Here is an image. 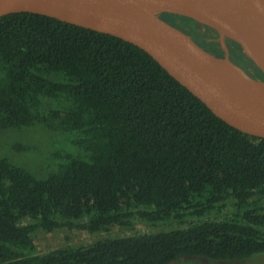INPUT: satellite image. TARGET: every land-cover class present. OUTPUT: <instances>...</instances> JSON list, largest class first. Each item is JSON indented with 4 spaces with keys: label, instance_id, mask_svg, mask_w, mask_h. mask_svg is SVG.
<instances>
[{
    "label": "trees",
    "instance_id": "1",
    "mask_svg": "<svg viewBox=\"0 0 264 264\" xmlns=\"http://www.w3.org/2000/svg\"><path fill=\"white\" fill-rule=\"evenodd\" d=\"M164 17L219 50L211 29ZM232 44L234 63L250 61ZM0 137V264L264 256V139L217 118L124 40L34 13L0 17ZM134 219L168 228L109 234ZM58 229L108 235L38 253L36 232Z\"/></svg>",
    "mask_w": 264,
    "mask_h": 264
},
{
    "label": "water",
    "instance_id": "2",
    "mask_svg": "<svg viewBox=\"0 0 264 264\" xmlns=\"http://www.w3.org/2000/svg\"><path fill=\"white\" fill-rule=\"evenodd\" d=\"M13 13L47 16L140 48L217 118L264 139V78L234 63L225 44L238 45L264 77V0H0V17ZM164 14L214 31L223 54L198 45Z\"/></svg>",
    "mask_w": 264,
    "mask_h": 264
},
{
    "label": "rangeland",
    "instance_id": "3",
    "mask_svg": "<svg viewBox=\"0 0 264 264\" xmlns=\"http://www.w3.org/2000/svg\"><path fill=\"white\" fill-rule=\"evenodd\" d=\"M188 34H196V30H193L187 26L182 27ZM199 32H205L207 34H210L214 36V34L210 31H206L205 28L201 25H197L195 27ZM215 43H219L218 37L214 39ZM231 44L233 50H236V46L232 44L230 41H225V44ZM219 52H222V46L219 43ZM231 50V51H233ZM230 54L232 57H230ZM228 57L235 61V56L230 52L228 54ZM253 63L251 60L244 59L240 65L242 68H244L247 72L250 74H254L257 76L256 72H254V68L252 66ZM10 137V136H9ZM13 140H19L21 139L20 135L13 134L12 137ZM4 137H0V145L5 144ZM264 203V199H263ZM29 221H24L23 224H28ZM168 227H163V226H152L148 224L147 222H144L140 219H134L131 223V226L128 227H114L110 231L111 236H130L134 234H143L147 232H154V231H160V230H166ZM108 234L106 233H95V234H89L85 231H66L64 229H58L54 230L52 232H46V231H37L36 232V246H37V252L38 253H43L52 249L56 248H61V247H66V246H77L81 244H89L93 241L100 240L103 237H106ZM264 256L260 255L258 258H252L248 259L245 261H240V262H209L207 260L201 259V258H187L183 259L182 263L183 264H264Z\"/></svg>",
    "mask_w": 264,
    "mask_h": 264
},
{
    "label": "flooded vegetation",
    "instance_id": "4",
    "mask_svg": "<svg viewBox=\"0 0 264 264\" xmlns=\"http://www.w3.org/2000/svg\"><path fill=\"white\" fill-rule=\"evenodd\" d=\"M160 17H161L162 19H164V20L167 21V18L164 17V15H160ZM167 22H168V21H167ZM183 29H184V28H183ZM226 47L228 48L229 53L231 52V50H233L231 44H227V43H226ZM214 54L222 55V54H223V51H222V52H219V50H216V51L214 52ZM230 57H232L231 54H230ZM251 75L254 76V77H256V75H254V74H251Z\"/></svg>",
    "mask_w": 264,
    "mask_h": 264
},
{
    "label": "bare ground",
    "instance_id": "5",
    "mask_svg": "<svg viewBox=\"0 0 264 264\" xmlns=\"http://www.w3.org/2000/svg\"><path fill=\"white\" fill-rule=\"evenodd\" d=\"M264 71V70H263Z\"/></svg>",
    "mask_w": 264,
    "mask_h": 264
}]
</instances>
